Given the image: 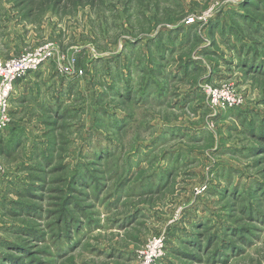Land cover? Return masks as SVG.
<instances>
[{
	"label": "rangeland",
	"instance_id": "obj_1",
	"mask_svg": "<svg viewBox=\"0 0 264 264\" xmlns=\"http://www.w3.org/2000/svg\"><path fill=\"white\" fill-rule=\"evenodd\" d=\"M242 3L0 0L2 62L52 48L15 82L20 107L9 102L29 122L30 155L0 160L1 179L22 165L0 188V264H144L155 239L151 264H212L242 246L237 230L249 244L213 264H264V75L240 66L264 56L263 29L247 25H264V4ZM192 234L202 251L182 242Z\"/></svg>",
	"mask_w": 264,
	"mask_h": 264
},
{
	"label": "trees",
	"instance_id": "obj_2",
	"mask_svg": "<svg viewBox=\"0 0 264 264\" xmlns=\"http://www.w3.org/2000/svg\"><path fill=\"white\" fill-rule=\"evenodd\" d=\"M254 1V0H253ZM253 1L252 0H244V3H242V5L240 6L241 7V10L242 11H245V10H247V9H249L251 6L253 7ZM260 2L261 3H259V4H264V2H262L261 0H260ZM248 11V10H247ZM238 12V11H237ZM237 12H235L234 14H237ZM238 15V14H237ZM236 15V16H237ZM240 16H242L243 18H245V16H248L247 14H240ZM246 20L247 21H249V23H250V18H246ZM222 23V24H221ZM251 26H250V24H247L249 27H250V29H254V28H257L258 27V30H259V28H260V30L261 29H263L262 30V32L260 31V33L264 36V25H262V23H259V24H257V23H253V19H251ZM222 26H224V24H223V22H222V19H220V18H217V19H212V20H210L209 22H208V24H207V27H206V29H207V34L208 35H210V36H215L214 35V33H215V30L217 31L220 27H221V29H222ZM262 47L264 48V46L262 45ZM241 67H243V69L248 73V74H250V75H252V76H254V75H264V56H263V58H261V59H256L255 58V60L254 59H251V60H247V59H244L242 62H241V65H240ZM130 89V88H129ZM128 89V90H129ZM125 95H121L122 97H128V92H127V88L125 89ZM125 98V99H126ZM121 121H123L124 123L123 124H125L126 125V120L125 119H121L120 120V122ZM118 129H120V128H118ZM46 143H43V145H45ZM54 143L53 142H51L50 141V144H48V146H47V148H45L44 149V153H45V157L44 158H42V156H41V158H40V160H41V162H42V164L44 165V166H47V165H49V162L52 160V155H51V153H50V151H52V149L50 148V147H53L52 145H53ZM257 146H259V145H257ZM260 148H262V147H260ZM255 149V148H254ZM255 151H257V150H255ZM41 172H42V170H41ZM95 172V173H94ZM93 173H94V175L96 174V173H98L97 172V170L95 169V170H93ZM95 177H96V175H95ZM84 180H85V177L82 175V176H80V177H78V178H76V179H74L73 180V182L71 183V186H70V191L71 192H74V193H76V197H78L77 195H81L80 194V192H78V189H76V188H78V185L80 184V183H82V181H83V183H84ZM97 180H98V177H97ZM123 183V185H124V183L126 184V183H129L128 182V180L127 181H123L122 182ZM11 186V185H10ZM13 186V185H12ZM11 186V187H12ZM35 186V185H34ZM34 186H30L31 187V189L34 187ZM30 187L29 188H27V190H29L30 189ZM76 187V188H75ZM34 188H36V187H34ZM30 189V190H31ZM34 190H36V189H34ZM78 192V193H77ZM28 194L30 195L31 193H29L28 192ZM35 194V193H34ZM33 194V195H34ZM32 195V194H31ZM78 200V199H77ZM76 200V201H77ZM70 201V203L68 202L67 204H65V205H69V206H71V204H72V202H73V200H72V198L69 200ZM11 205L9 204V207H10ZM15 206H17V207H22L20 204H16ZM7 207H8V205H7ZM12 207V206H11ZM30 206H28L27 205V209L29 208ZM65 207H67V206H65ZM74 208H75V210L76 211H80V209H79V207H78V205L75 203V205H74ZM20 209H22V208H20ZM72 209V208H71ZM79 209V210H78ZM73 210V209H72ZM75 210H73V211H75ZM247 214H248V217L249 218H251V219H254V220H260V218L263 216V214H262V212L257 208V209H251V207H247ZM65 212H66V210H65ZM81 212V211H80ZM264 221V220H263ZM195 228L196 229H198L197 228V225L195 226ZM237 230V229H236ZM225 231L227 232V235L229 234V232H232V231H235V227H232V226H229L228 225V228H226L225 229ZM235 234L237 235V240L240 242V243H242V246H240V247H233V246H230V245H228V248H226L225 250H220V251H216L215 253H213V256H211V259L210 260H212V264H213V261L214 260H218V261H220V262H222V263H227V260H228V254H226V251H230V250H232V251H234V252H237V251H240L241 249L240 248H242V247H244V245H247V244H249L248 242H247V240H246V236H244V234L243 233H241V231H239V230H237V231H235ZM195 235H191V236H189V237H186L185 238V240H182V242H184L185 241V243L187 244V245H189L190 247H188V249L189 250H191V251H196V252H200V251H202L203 249H204V244H202L200 241H198L197 239H195V237H194ZM244 236V237H243ZM208 247H206V249H207ZM242 251V250H241ZM195 252V253H196ZM183 253H185V254H182L183 256H185L186 257V259H190V260H197V256H196V254L195 253H190V252H183Z\"/></svg>",
	"mask_w": 264,
	"mask_h": 264
},
{
	"label": "built area",
	"instance_id": "obj_3",
	"mask_svg": "<svg viewBox=\"0 0 264 264\" xmlns=\"http://www.w3.org/2000/svg\"><path fill=\"white\" fill-rule=\"evenodd\" d=\"M51 57L52 48L50 45H46V47H43L34 53L25 54L18 59L6 62L0 60V134L11 124L9 117V102L14 92L13 88L15 82L30 74L31 71L37 70ZM212 95L215 99H221V102L222 100L223 102L226 101L229 103L228 106L230 107L239 106V102L234 99V96L228 93L221 95L213 92ZM2 171L0 165V175L2 174ZM162 247V241L155 239L153 243L149 245V251L148 254L145 255L146 259L144 264L153 263L152 261L160 256Z\"/></svg>",
	"mask_w": 264,
	"mask_h": 264
},
{
	"label": "crops",
	"instance_id": "obj_4",
	"mask_svg": "<svg viewBox=\"0 0 264 264\" xmlns=\"http://www.w3.org/2000/svg\"><path fill=\"white\" fill-rule=\"evenodd\" d=\"M207 33V29H206ZM216 33V30H215ZM214 33V34H215ZM39 75V74H38ZM25 82H28L27 80ZM19 83H17L14 88H17ZM18 90L14 89V92L12 94V97L10 101L13 103L15 102V106L20 107L21 102L23 101V92L17 93ZM20 95V97H19ZM21 101V102H20ZM10 104V103H9ZM14 105V104H13ZM10 106V105H9ZM14 109L10 106L9 107V114L10 117H12V123L11 125L3 130L0 134V160L4 161H11L13 159H17V157L22 153H25V158L27 159L30 155L29 146V134L31 135L30 129L28 128V121H21V122H15L13 120L14 116L16 115V111H13ZM34 139V138H33ZM32 140V139H31ZM33 142H31L32 145ZM26 148V149H25ZM22 165H18V167L12 166V169L6 168V176L4 178H0V188L1 185L4 184L3 180L5 181V184L8 183V185L14 184L16 182L17 176L19 173H17L18 169L20 170V167Z\"/></svg>",
	"mask_w": 264,
	"mask_h": 264
}]
</instances>
